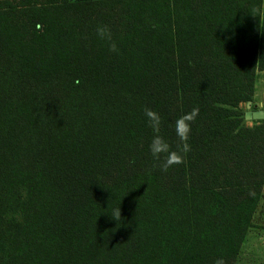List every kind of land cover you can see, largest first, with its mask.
<instances>
[{
    "label": "trees",
    "instance_id": "obj_1",
    "mask_svg": "<svg viewBox=\"0 0 264 264\" xmlns=\"http://www.w3.org/2000/svg\"><path fill=\"white\" fill-rule=\"evenodd\" d=\"M262 70L264 0H0V264H233L263 196ZM145 107L173 150L199 109L167 172Z\"/></svg>",
    "mask_w": 264,
    "mask_h": 264
},
{
    "label": "clouds",
    "instance_id": "obj_2",
    "mask_svg": "<svg viewBox=\"0 0 264 264\" xmlns=\"http://www.w3.org/2000/svg\"><path fill=\"white\" fill-rule=\"evenodd\" d=\"M96 34L101 40L109 42L110 52L119 51L117 44L112 38L111 30L107 25H97ZM143 112L147 125L153 132L149 150L153 160L157 162L156 166L162 172H167L173 166L184 163L185 156L191 151L189 139L192 123L196 120L199 109L193 108L190 112L182 114L175 120L173 125L176 137L175 150L172 149L168 140L161 135L162 117L160 114L149 107H145ZM108 215L111 220L119 223L122 216L121 209H114ZM217 264H222V262L217 261Z\"/></svg>",
    "mask_w": 264,
    "mask_h": 264
},
{
    "label": "rangeland",
    "instance_id": "obj_3",
    "mask_svg": "<svg viewBox=\"0 0 264 264\" xmlns=\"http://www.w3.org/2000/svg\"><path fill=\"white\" fill-rule=\"evenodd\" d=\"M254 109L264 110V70L258 72L252 101L245 106L246 113ZM246 122L253 125L255 119L246 117ZM233 264H264V187L260 206L253 218V226L248 230L241 253Z\"/></svg>",
    "mask_w": 264,
    "mask_h": 264
},
{
    "label": "water",
    "instance_id": "obj_4",
    "mask_svg": "<svg viewBox=\"0 0 264 264\" xmlns=\"http://www.w3.org/2000/svg\"><path fill=\"white\" fill-rule=\"evenodd\" d=\"M250 103V102H248ZM249 106V105H248ZM246 117L253 118V119H264V110L261 109H254L251 112L246 113Z\"/></svg>",
    "mask_w": 264,
    "mask_h": 264
}]
</instances>
